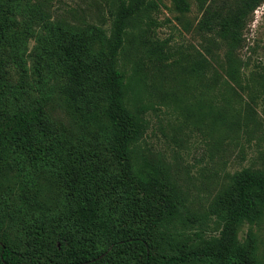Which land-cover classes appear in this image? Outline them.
I'll list each match as a JSON object with an SVG mask.
<instances>
[{
    "label": "rangeland",
    "instance_id": "1",
    "mask_svg": "<svg viewBox=\"0 0 264 264\" xmlns=\"http://www.w3.org/2000/svg\"><path fill=\"white\" fill-rule=\"evenodd\" d=\"M144 1L148 9L129 27L119 60L127 65V73L137 66L147 83L141 98L147 106L144 146L163 166L166 184L180 206L183 221L177 227L210 236L215 234L218 214L231 203L234 175L247 167L264 169V3L254 10L244 29L243 46L236 51L244 81L253 88V92L241 90L240 95L234 91L232 103L240 111L241 127L218 132L208 120L195 124L185 109L175 108L163 94L172 88L185 104L202 97L215 106L223 103L220 84L225 82V49L214 50L209 77L198 82L187 78L180 64L211 45L196 29L201 18L196 0H187V10L176 0ZM118 6V0H0L8 17V33L15 34L16 52L26 67L18 70L10 56L15 52L9 49L6 77L23 85L18 100L40 106L46 116L44 123L66 139L65 150L52 170L41 169L28 159L23 162L25 167L11 161L0 170V217L4 223L0 239L14 250L29 252L57 237L61 232L59 215L77 196L74 184L84 188L82 184L87 183L104 198L99 190L101 178H84L76 173L75 164L89 165L96 174L118 170L102 130L105 92L93 84L79 96L74 108L79 106L84 114H91L89 120L81 111L70 115L60 101V84L68 79L65 66L69 63L62 48L79 51L81 59L91 60L87 54L94 53L108 60L106 41ZM150 46H159L162 51H147ZM20 71L25 74L23 80ZM91 74L99 78L105 72L93 70ZM202 85L213 86V90L202 96ZM247 104L252 107L250 113L246 112ZM238 235L241 241L251 236L264 260V214L253 224L243 222ZM122 260L130 262V257Z\"/></svg>",
    "mask_w": 264,
    "mask_h": 264
},
{
    "label": "trees",
    "instance_id": "2",
    "mask_svg": "<svg viewBox=\"0 0 264 264\" xmlns=\"http://www.w3.org/2000/svg\"><path fill=\"white\" fill-rule=\"evenodd\" d=\"M176 1L181 9L189 8L187 0ZM118 2L106 41L108 60L94 53L87 54L91 60L81 59L79 51L64 47L62 51L69 60L65 66L68 79L60 84L62 105L68 107L70 115L81 111L85 120L93 116L84 114L79 106L74 108L79 96L93 84L105 92L107 103L103 108L102 130L118 170L96 174L89 165L75 164L76 173L84 174V178L90 181L97 175L101 178L99 190L104 198L100 199L87 183V186L82 184L84 188L74 184L77 196L74 204L59 215L61 232H57V237L29 252L14 250L0 239V264H264L254 239L249 236L241 241L238 235L243 222L253 224L264 214V169L247 167L234 175L232 196L228 201L231 203L218 214L215 234H190L177 227V223L183 221L180 206L166 184L163 166L144 146L147 106L141 98L147 83L137 66H132V71L127 73V65L119 60L126 36L131 32L129 29L149 4L145 6L144 0ZM196 2L201 12L196 29L211 45L188 57L180 64V70L195 82L203 81L210 75L214 50L224 48L225 82L220 84L223 103L215 106L213 102L205 103L202 97L185 104L172 88L165 90L163 97L175 108L185 109L195 124L208 120L212 130L232 132L241 127L240 111L232 103L234 91L238 95L245 88L253 92L244 81L236 51L243 46L244 29L254 10L264 0ZM8 25V17L0 8V170L10 166L11 161L25 167L23 162L28 159L49 171L58 164L66 139L44 123L46 116L40 106H29L18 100L23 85L6 77L9 49L15 52L10 56L18 70L26 68L22 56L16 52L17 38L8 33ZM157 50L162 51L159 46L147 48V51ZM93 70L105 74L96 78L91 74ZM24 76L20 71V80ZM209 90H213V86L202 85L199 94L206 96ZM250 106L247 104L246 112H251ZM3 226L0 217V235ZM126 255L130 262L122 260Z\"/></svg>",
    "mask_w": 264,
    "mask_h": 264
},
{
    "label": "water",
    "instance_id": "3",
    "mask_svg": "<svg viewBox=\"0 0 264 264\" xmlns=\"http://www.w3.org/2000/svg\"><path fill=\"white\" fill-rule=\"evenodd\" d=\"M105 255V253L104 254H102V255H100L98 258H101V257H103Z\"/></svg>",
    "mask_w": 264,
    "mask_h": 264
}]
</instances>
